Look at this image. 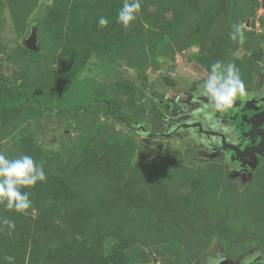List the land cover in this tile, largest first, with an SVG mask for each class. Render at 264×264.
<instances>
[{"label":"rangeland","instance_id":"obj_1","mask_svg":"<svg viewBox=\"0 0 264 264\" xmlns=\"http://www.w3.org/2000/svg\"><path fill=\"white\" fill-rule=\"evenodd\" d=\"M261 1L236 0L229 24L228 0H0L10 88L92 79L102 96L138 90L127 122L102 99L66 117L0 110V246L12 250L0 264L264 260V152L236 156L230 146L247 147L233 144L228 113L264 86ZM112 45L100 69L95 48Z\"/></svg>","mask_w":264,"mask_h":264},{"label":"trees","instance_id":"obj_2","mask_svg":"<svg viewBox=\"0 0 264 264\" xmlns=\"http://www.w3.org/2000/svg\"><path fill=\"white\" fill-rule=\"evenodd\" d=\"M227 7V22L232 24L231 14L235 7L236 0H228ZM264 10V0L260 3L255 4V8H260ZM236 37L240 41L243 33L242 28H237L235 30ZM166 38L164 37L160 44H158L157 50H160L161 45L165 43ZM24 48V47H23ZM117 46L112 45L110 47H96L95 56L100 62L101 67H109L113 63L109 60L116 51ZM24 51L28 57H34L35 53L24 48ZM172 69V68H171ZM208 70V69H207ZM206 70V71H207ZM215 75L214 73H209ZM3 75H0V110H14L20 108L27 104H31L35 109H41L44 113L49 115H55L57 117H66L71 114H82L85 113L89 107H94L95 103L102 99V106L107 116H113L120 122H127L130 118L131 108L137 107L136 100L138 99L137 88L127 86L125 84H116L108 88L107 95L102 96L101 86L96 84L92 79H82L79 82L69 81L64 85L60 86H50L48 88H38L36 86L22 87L20 90H14L6 85L2 81ZM4 82V83H3ZM95 87L96 91H91ZM81 91V92H80ZM102 92V93H101ZM127 95L128 98L124 102H120L119 99L114 97V94ZM231 104V103H230ZM195 105L194 107H197ZM196 109V108H195ZM236 112L239 115V121L243 118V106L237 108ZM242 111H241V110ZM137 112V110H136ZM138 114V112H137ZM136 115V114H135ZM195 129L197 131L201 130L200 124L196 123ZM199 125V126H198ZM148 127V125H147ZM219 135V134H217ZM235 156V154H234ZM200 186H197L191 197V202L193 203L197 198H199ZM10 249L7 247L0 246V254L6 255L10 253ZM46 252V251H42ZM84 250H73L71 251V256H80ZM58 257H61L60 253H55ZM225 264L228 262L224 261Z\"/></svg>","mask_w":264,"mask_h":264},{"label":"flooded vegetation","instance_id":"obj_3","mask_svg":"<svg viewBox=\"0 0 264 264\" xmlns=\"http://www.w3.org/2000/svg\"><path fill=\"white\" fill-rule=\"evenodd\" d=\"M234 106H237V108L243 106V118L239 121V115L236 113L238 109L236 107L228 112L230 114L229 126L234 139L233 144L240 149H242L244 146L245 148L247 147V150L254 148L259 144V141L264 134V86L262 88L261 94H255L253 98H242L239 100V102L235 103ZM244 120L245 122H243ZM241 131L243 136H238L241 135ZM219 135L222 137L221 133ZM221 140H223V137L222 139L220 138V142ZM236 156H234V158H236ZM248 159L249 156L242 159L239 158L237 161H244L245 164L248 163L250 166L252 160ZM219 264L225 263L222 261ZM242 264H264V260L249 258Z\"/></svg>","mask_w":264,"mask_h":264},{"label":"water","instance_id":"obj_4","mask_svg":"<svg viewBox=\"0 0 264 264\" xmlns=\"http://www.w3.org/2000/svg\"><path fill=\"white\" fill-rule=\"evenodd\" d=\"M22 45L24 46L25 49L31 51V52H38L39 47H38V39H37V29L36 27H32L29 31V34L27 35L26 39L23 40ZM231 149L235 150L237 153V156L239 157H244L245 155H249L250 152L253 154H261L264 152V134L262 135L261 142L255 146L254 148H250L249 150H245L244 152L239 151L235 147H231Z\"/></svg>","mask_w":264,"mask_h":264}]
</instances>
